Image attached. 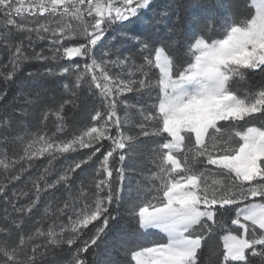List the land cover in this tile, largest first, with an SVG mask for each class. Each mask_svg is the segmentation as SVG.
I'll list each match as a JSON object with an SVG mask.
<instances>
[{"label":"snow or ice","instance_id":"snow-or-ice-1","mask_svg":"<svg viewBox=\"0 0 264 264\" xmlns=\"http://www.w3.org/2000/svg\"><path fill=\"white\" fill-rule=\"evenodd\" d=\"M152 5L0 0V81L30 60L67 80L59 99L32 108L35 131L22 120L13 130V116H0V264H44L65 251L70 258L56 264H91L118 207L135 227L116 264H264V0H218L226 14L209 11L182 41L175 26L167 40L151 38L167 9L144 35L119 33L134 52L105 39ZM256 73L249 92L234 86ZM81 90L99 103L68 125L66 108L77 107ZM142 144L154 167L141 165L125 198L126 161ZM153 230L163 235L148 239ZM217 230L222 246L210 243Z\"/></svg>","mask_w":264,"mask_h":264},{"label":"trees","instance_id":"trees-1","mask_svg":"<svg viewBox=\"0 0 264 264\" xmlns=\"http://www.w3.org/2000/svg\"><path fill=\"white\" fill-rule=\"evenodd\" d=\"M225 3L237 2V0H224ZM167 9L169 16L163 25L159 26L157 33L152 35V39L167 40L169 38L168 29L175 26L174 38L182 41L185 36L191 32L196 31L204 22L207 13L211 10H215L217 16L223 17L226 13L223 9L218 7V0H153L152 9L147 11L139 19L133 18L131 22H126L123 27H116L114 31H110L106 40L115 37L112 41L114 45L122 46L121 51L125 54L135 51V44L130 40H126L119 33L127 32L130 35L139 36L145 34V29L148 25V21L157 13ZM179 17V18H178ZM2 23V22H0ZM5 55V59H6ZM78 59V58H77ZM44 62L30 60L24 63L16 77L9 83L5 84L0 81V91H3V98L0 99V116L12 115L13 116V130H15V124L17 120H22L23 123L29 127L30 130L35 131L37 123L38 113L32 111V108L38 107L40 104H51L54 99H59L63 93V83L67 80H61L54 76H50L47 72L43 71ZM31 73L32 75H29ZM235 83V87L241 90V93H247L250 88L258 84L261 80L259 73L253 74L250 77L246 76L245 81H239ZM37 94L39 98L37 100ZM36 104L30 105L29 101H36ZM99 103L95 97L91 96L88 92L81 90L78 94V98H75V104L77 107H73L69 104L66 108V121L68 125H71L74 121H80L87 116L88 110L93 102ZM24 108L28 110V114L22 115L20 109ZM243 124V122H240ZM126 128H132V126H126ZM0 131H3L0 127ZM15 134V133H13ZM23 133H21L22 135ZM50 134V131H49ZM134 134V129H133ZM147 151V145L142 144L140 148L134 153H129L128 160L126 161L127 178L124 181L125 191L123 195L125 198L128 196V189L134 188L137 183V179H142L140 168L143 165L145 168H149L150 161L143 153ZM63 159L58 158V162ZM38 163L46 164L44 158H40L36 161ZM93 164L85 169V172H91ZM51 179V176L48 177ZM83 179V174H79L75 181V187H80V180ZM43 182H41L42 184ZM18 185V184H17ZM87 191V189H85ZM55 197H60V191L54 193ZM135 195V193H132ZM53 196V191L48 190L42 194V205L44 201ZM116 207V206H114ZM116 220L112 223L110 229L103 236L102 241L98 248H94L92 254L89 256L91 264H116V261L123 259V250L121 244L133 236L134 224L129 222V218L125 207H118L116 212ZM219 232V236L215 240L211 241V245L220 243L222 246V240L220 236L226 234L225 232ZM163 235L158 230H153V235L148 239H158ZM79 241H77V244ZM76 245L72 247L74 252ZM205 255H208V251L205 250ZM70 257L69 251H65L60 256H57L54 260L49 258L44 261V264H56V261L66 260Z\"/></svg>","mask_w":264,"mask_h":264},{"label":"rangeland","instance_id":"rangeland-1","mask_svg":"<svg viewBox=\"0 0 264 264\" xmlns=\"http://www.w3.org/2000/svg\"><path fill=\"white\" fill-rule=\"evenodd\" d=\"M44 44H46V42H42L41 43V45L40 46H44ZM7 59V58H6ZM6 59H4V61H0V62H6ZM61 159V158H60ZM63 159V158H62ZM46 161V160H45ZM63 161H60L59 160V162H58V166L57 167H59V165L62 163ZM40 165H42V163H38L37 164V166L36 167H34L33 169H31V172H32V174L35 176V175H39L42 171H43V169H42V167H40ZM93 167H95V164H93ZM154 167V165H152V163L150 162V166H149V168H153ZM37 169H39V171L37 170ZM53 177L51 176V179H52ZM50 179V180H51ZM141 179H137V181H140ZM23 185L22 184H18V185H16V187H22ZM45 206V204L44 205H42L41 206V208H43ZM70 258V257H69ZM68 258V259H69ZM68 259H66V260H64V261H67Z\"/></svg>","mask_w":264,"mask_h":264}]
</instances>
